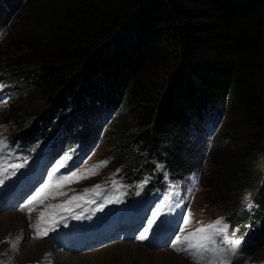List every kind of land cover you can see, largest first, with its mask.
Wrapping results in <instances>:
<instances>
[{
  "label": "trees",
  "instance_id": "16d2710c",
  "mask_svg": "<svg viewBox=\"0 0 264 264\" xmlns=\"http://www.w3.org/2000/svg\"><path fill=\"white\" fill-rule=\"evenodd\" d=\"M0 1L2 31L22 8L24 51L0 65L1 101L15 110L8 143L58 156L78 144L86 155L110 123L121 180L162 189L160 169L197 174L202 133L226 117L223 221L233 238L264 243V0ZM190 131L192 163L180 156Z\"/></svg>",
  "mask_w": 264,
  "mask_h": 264
},
{
  "label": "rangeland",
  "instance_id": "374dc122",
  "mask_svg": "<svg viewBox=\"0 0 264 264\" xmlns=\"http://www.w3.org/2000/svg\"><path fill=\"white\" fill-rule=\"evenodd\" d=\"M12 1L10 2L12 3ZM21 13L22 8L18 12H13L9 24L6 26L5 32L0 34V65H5L6 62H10L13 58L17 57L22 51H24V49H21L22 44L19 43V41H17L14 37L15 28L20 22ZM22 96H25V94ZM48 106L49 105L44 106V110L40 114H46L45 111L48 110ZM222 112L225 113L224 108L222 109ZM14 113L15 110L13 109L12 111L9 109V105L6 103L4 104V101H2L0 104V141H3V144H0V161L9 162L7 164L9 168L11 163H14L13 161L11 162L12 159H14V161L17 160L15 163H19L18 160L21 157L25 159V157H23V152H21L22 148L19 145L20 141L22 140L17 138L11 142V145H9L7 139V134L11 132L12 128H14L11 119ZM115 121L116 118L112 121V123ZM93 123H95V119L90 121L91 125ZM229 123L230 122L226 120V117H224L220 120L219 125L213 130L210 136L207 137L205 133H202V137L207 138L209 141V147L207 152L204 153L205 155L197 169V174L190 173L187 176V179H175L174 182L176 183L170 184L175 186V188H178L180 191L177 192L180 199L179 206L174 204V206L170 208L172 202L175 203L178 199L176 194L172 195L167 191L166 193H161L157 197V209L163 208L164 215H166V213L169 211L168 208H170L174 217L178 219L176 212H178V215L181 216L179 224H176L178 225V230L176 229L173 238V234L170 233L165 241L158 245V247H150V242L154 238V229L152 225L151 230L148 233V238L144 241H140L136 237L138 233L148 225L144 226L141 230L135 229V235L132 240H114L102 244L94 249L76 253H72V251L68 248L69 246L64 247L60 242V239L57 236L59 230L56 231L55 237L51 235L49 237H44L43 239L36 238V233L32 225L36 222V218L38 217L39 213L41 211L46 212V221H50L64 214L61 209H50V206L63 203L72 195L82 193L84 189H90L97 184L101 185V190H104V195L100 198L91 196V198L97 199V204H99L101 200L108 198L115 199L117 196H119V201L122 203L121 195L125 193L126 188L128 191H135L133 198L140 196L141 188L138 186L141 185L144 180L135 184H127L120 179V175L118 173L119 164L118 162L116 163L114 159H112V146L109 144L110 140H106L105 138L106 134L114 131L113 126L110 125V123L108 126H106V128L100 134L97 142L94 143V145L91 147L89 152L84 155V157H81L80 159L76 157L77 155L75 151L72 153L73 158H76L75 160H78L79 162L74 164L72 167H69L70 159L66 156L62 160H64L67 165L63 168L67 169H63L62 171L59 170L57 173V175L61 173H68L70 169H74L77 171L78 175H83L87 173L89 169H93L95 174H90L87 179H81L79 182H73L61 188L60 191L66 192V196H58L56 199L49 197L44 199L42 204L34 203L31 206L34 209L31 214V220L29 219L27 212H22L19 210V206L25 203L27 199L31 198V196L34 195L35 192L47 182L51 169L59 161H54L52 164L46 166L44 168L45 171L42 172L41 170L39 179L36 178L33 180L32 184H27V188L24 187L23 183L28 181V179L25 178L21 181L20 176H18L16 172L14 175L7 173L6 188L0 187V217L6 214H11L12 217H15V213H17V219L19 216H26L28 231L22 237H19L18 234L15 236H8V238H11V240L6 238L7 231L5 229L0 231V261H3L4 264H59L58 260L52 259L51 255L49 254L50 250L55 249L59 251H66L65 253H68L74 259L73 263L70 262L65 264H185L180 260H183L186 262V264H193V260L188 255L184 254L183 252L178 253L171 246V244L177 235H181L182 237L197 227L206 226L209 223L215 222L218 218L223 219L225 213L228 212V206L232 202V200H230V196L232 197V195L229 196L225 191H223V188L216 181L215 176L220 166L221 159L226 153L225 150L228 148H234V143L230 141L231 139L227 138L229 134ZM202 128L204 129V126H202ZM189 135L190 136L187 135L182 140L184 142V146L188 147L189 150L188 152H180V156L182 159L192 163L191 161H194L195 159L194 151L190 149L188 143H190V140H193L192 138L194 135L191 131ZM221 140L222 143L220 144L219 141ZM80 151H82V148H80ZM28 155L29 154H26V156ZM48 156H50L49 152L42 153L39 151L35 154L34 158L44 159ZM103 161H107L108 163L104 165L102 163ZM97 165H99V167H95ZM3 172H6V164L3 165ZM113 180L117 182L119 191L113 190ZM10 182L11 186L8 185ZM262 182H264V179ZM36 184L38 185L33 187L31 192L27 193L28 190ZM17 188H20L19 193H17L14 197L8 196L10 191ZM137 192H139V194H137ZM245 194L246 195H243V199L247 198V193ZM5 195L6 201L3 204L2 200L3 196ZM153 197L155 196L149 195L148 197H144L146 199H144L145 202L143 204L140 206H134L132 208L129 207L128 210L130 212L138 210L141 212V215H146V218L149 220L150 213L147 215L148 209L152 207L154 208V205L150 206L149 200H151ZM88 207L90 208L91 215L98 219L96 221L90 222L89 226H97L103 220L116 215V213H111V215L102 217L100 216V211L95 210L97 205H91ZM77 209L78 208H73V211H76ZM150 212H153V209H151ZM77 213L80 214V218L77 219L74 215L71 222L79 221L82 218L83 213L75 212V214ZM34 215L37 217H34ZM184 217H188L190 219V224L186 228L182 219ZM170 228L171 226H169V229ZM181 229H184V231L181 232ZM229 236L232 237L230 231ZM18 237L20 239L17 247L13 249L11 247V243L17 242ZM32 241L37 243V250H26V247H32ZM244 246L245 244L242 242L240 255L233 261V264H264V243L260 244L255 250H253L250 246Z\"/></svg>",
  "mask_w": 264,
  "mask_h": 264
},
{
  "label": "snow or ice",
  "instance_id": "6c2138e0",
  "mask_svg": "<svg viewBox=\"0 0 264 264\" xmlns=\"http://www.w3.org/2000/svg\"><path fill=\"white\" fill-rule=\"evenodd\" d=\"M3 87L4 85L0 84V90H2ZM0 144H3V141H0ZM102 163L106 165L108 162L103 161ZM23 166L24 164L22 163H11L10 174L14 175L15 170L20 169ZM66 166L67 165L64 160L58 162L51 169L47 182L44 183L43 186L31 196V198L27 199L25 203L19 206L20 211L28 213L30 220L31 214L34 210L31 206L34 203L42 204L44 199L49 197L56 199L58 196H66L67 193L60 191L61 188L67 184L79 182L81 179H87L90 174H95L93 169H89L88 172L83 175H78L76 170L70 169L68 173H61L57 175L58 170L61 167ZM95 167H99V165ZM6 178L7 177L3 175V165L0 163V185L4 184ZM149 180L150 177H146L143 183L138 187L142 188L149 182ZM113 190L119 191L115 180H113ZM137 194H139V192H137ZM103 195L104 190H101V185L97 184L90 189H84V191L80 194L72 195L63 203L51 205L50 209H61L64 214L50 221L45 220L46 212L41 211L36 218V222L32 225L36 233V238L43 239L49 235L50 231H56L60 222L73 214V208H81L83 205H97L95 210L102 211L106 203L119 201V196H117L115 199L108 198L101 200L100 203L97 204V199L91 198V196L100 198ZM159 212L160 209H157L156 213L153 215V220ZM75 218L79 219L80 214H75ZM182 219L186 228L190 224V219L188 217H184ZM152 223L153 221H149L148 226L138 233L136 237L138 240L144 241L148 238V233L151 230ZM65 226L67 225L65 224ZM157 227H159V225H157ZM183 231L184 229H181V232ZM19 239L20 238L18 237L17 242L11 243V247L13 249L17 247ZM241 245L242 241L240 239L229 236V225L225 223L222 218H218L215 222L209 223L206 226L197 227L182 237L181 235H177L171 244V246L178 253L183 252L188 255L193 260V264H233V261L240 255ZM0 264H4V262L0 261Z\"/></svg>",
  "mask_w": 264,
  "mask_h": 264
},
{
  "label": "bare ground",
  "instance_id": "6f19581e",
  "mask_svg": "<svg viewBox=\"0 0 264 264\" xmlns=\"http://www.w3.org/2000/svg\"><path fill=\"white\" fill-rule=\"evenodd\" d=\"M15 214L16 215L12 214L15 217H12L11 214H6V215L0 217V225H1L0 231H2V229L3 230L5 229L7 231L6 238L9 240H11V238H8V236H10V235L15 236L16 234H18L19 237H22L28 231V229H27L28 228L27 227V217L26 216H24V217L19 216V218L17 219V213H15ZM34 217H37V216L34 215ZM6 231H5V233H6ZM8 231H10V232H8ZM97 237H98V233H96V234L95 233H87L83 238L78 237L77 239H75V242L78 243L81 240L88 241L90 238L96 239ZM32 243H33L32 247L28 246V247H26V250L27 249L32 250V251L37 250V243L34 241H32ZM63 253H65V251H59V250H55V249L49 251V254L51 255L52 259L58 260L59 264L60 263L65 264V263H70V262L73 263L74 262V259L68 253H65V254H63ZM177 259H179V258H177ZM180 261L186 264V262H184L183 260H180Z\"/></svg>",
  "mask_w": 264,
  "mask_h": 264
}]
</instances>
